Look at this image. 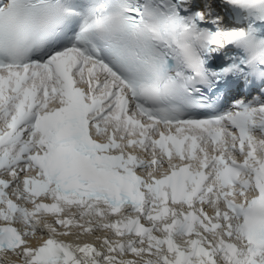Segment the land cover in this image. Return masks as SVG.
<instances>
[{
	"label": "snow or ice",
	"instance_id": "snow-or-ice-1",
	"mask_svg": "<svg viewBox=\"0 0 264 264\" xmlns=\"http://www.w3.org/2000/svg\"><path fill=\"white\" fill-rule=\"evenodd\" d=\"M0 264H264V0H0Z\"/></svg>",
	"mask_w": 264,
	"mask_h": 264
}]
</instances>
